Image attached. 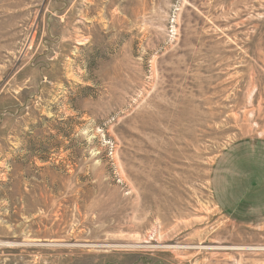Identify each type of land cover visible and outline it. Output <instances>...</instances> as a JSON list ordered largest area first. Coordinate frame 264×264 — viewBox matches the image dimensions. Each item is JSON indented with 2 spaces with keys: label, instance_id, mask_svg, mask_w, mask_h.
<instances>
[{
  "label": "rangeland",
  "instance_id": "rangeland-1",
  "mask_svg": "<svg viewBox=\"0 0 264 264\" xmlns=\"http://www.w3.org/2000/svg\"><path fill=\"white\" fill-rule=\"evenodd\" d=\"M0 264H264V0H0Z\"/></svg>",
  "mask_w": 264,
  "mask_h": 264
}]
</instances>
